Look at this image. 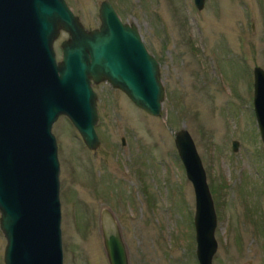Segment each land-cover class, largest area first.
<instances>
[{"label":"rangeland","instance_id":"1","mask_svg":"<svg viewBox=\"0 0 264 264\" xmlns=\"http://www.w3.org/2000/svg\"><path fill=\"white\" fill-rule=\"evenodd\" d=\"M66 1L86 29L100 28L103 0ZM109 1L159 61L163 115L147 114L102 83L93 86L96 151L68 117L54 124L64 264H109L100 228L105 209L118 221L130 264H199L196 193L175 145L180 129L191 134L217 190L213 264H264V144L253 76L264 69V0H206L202 11L194 0ZM68 39L62 32L55 41L57 61ZM6 245L0 227V264Z\"/></svg>","mask_w":264,"mask_h":264},{"label":"water","instance_id":"2","mask_svg":"<svg viewBox=\"0 0 264 264\" xmlns=\"http://www.w3.org/2000/svg\"><path fill=\"white\" fill-rule=\"evenodd\" d=\"M202 11L206 0H194ZM109 0L100 5L98 29L88 30L66 0H0V227L5 264H64L61 166L53 126L66 116L88 149L101 140L98 94L108 83L153 117L163 115L166 91L160 64L138 27L124 23ZM62 32L57 61L55 41ZM254 73V112L264 144V69ZM123 145H126L123 139ZM178 155L196 197L199 264H213L218 226L212 191L195 141L175 134ZM240 143L233 142L238 152ZM109 264H130L114 213H101Z\"/></svg>","mask_w":264,"mask_h":264},{"label":"trees","instance_id":"3","mask_svg":"<svg viewBox=\"0 0 264 264\" xmlns=\"http://www.w3.org/2000/svg\"><path fill=\"white\" fill-rule=\"evenodd\" d=\"M224 186H225V185H224ZM212 192H213V194L216 196L217 190H216L215 187L212 188Z\"/></svg>","mask_w":264,"mask_h":264}]
</instances>
